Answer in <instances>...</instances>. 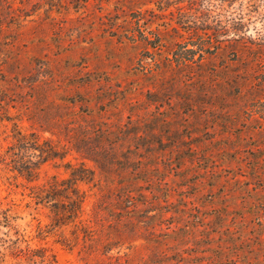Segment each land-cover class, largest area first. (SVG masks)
Wrapping results in <instances>:
<instances>
[{"label": "trees", "instance_id": "16d2710c", "mask_svg": "<svg viewBox=\"0 0 264 264\" xmlns=\"http://www.w3.org/2000/svg\"><path fill=\"white\" fill-rule=\"evenodd\" d=\"M27 1L0 0V123L11 122L14 139L0 153V163L33 182L39 178L42 163L55 158L64 161L65 177L53 174L42 183L27 186V196L36 205L47 206L50 212V222L46 228H39L38 233L45 232L47 236L58 232L56 241L70 251L78 248L86 264H102L98 262V254L122 247L130 251L108 255L115 260L105 264H227L226 259L235 258L237 255L226 246L236 242L220 241L219 251L209 252L201 250L198 243L201 239L195 232L202 225L198 219L204 220L207 210H214L212 217L217 218L225 215L226 208L229 210V204H216V194L225 187L221 197L228 196L230 180L245 185L244 194L248 197L264 193V169L259 165L264 152L258 156L251 149L253 146L258 152L264 149V73L260 68L264 65V39L247 36L239 17L217 19L196 28L178 21L181 28L188 29L189 37L196 40L189 43L191 47H187V41L175 40L168 47L160 39L162 31L157 27L158 35L152 34L149 26L159 18L158 10L166 6L165 1H154L153 9L147 5L148 0H127V4L123 3L126 0H114L113 9L107 12L113 34L147 50L151 48L155 54L165 52L164 59L178 69L193 65L203 68L212 47L213 55L236 57L232 65L214 64L206 75L185 80L188 87L182 90L183 99H180L187 111L177 114L183 118V127L176 126L170 131L167 117V122L159 123L163 129L151 124L147 107L140 108L132 100L131 88L135 86L131 82L119 91L121 95L125 93L122 100L129 112L127 120L105 119L107 124H100L94 118H68L72 108L54 104L47 88L34 79L30 66L33 58L26 60V51L18 42L6 39L9 34L6 32L18 26L17 20L21 22L32 14L24 11ZM68 2L79 9L88 0ZM178 2L173 0L174 4ZM48 4L50 10L62 5L60 0H50ZM122 15H125L123 19ZM123 21L128 23V28L123 29ZM202 40L208 41L207 47H203ZM239 64L243 66L240 69L236 68ZM148 70L154 76L160 75L153 67L149 66ZM163 84L154 92V98L148 97L152 96L151 91L146 92L147 101L160 104L171 100V96L166 99L168 87ZM241 98L249 101L246 120L257 122L258 132L254 130L255 134L248 136L244 127L240 131H234L235 128L232 133L211 135L209 122L217 124L218 119L221 126L228 125L230 116L236 115L229 101ZM191 103L200 110L195 119L186 121L193 115L194 109L188 107ZM24 120L34 128L32 131L23 129ZM153 122L156 124L157 120ZM195 126L203 130L181 132L184 127ZM32 150L39 151L38 160L31 159ZM72 152L80 157L79 161L65 160ZM189 167L195 169L185 173ZM202 183L207 186L202 187ZM92 196L94 200L87 209ZM243 204L244 208L254 206L251 201L248 205V199ZM9 211L10 208H1L5 223L0 219V225L10 228L4 232L6 239L0 245V261L11 256L15 260L13 264H54L55 258L44 247L19 244L26 240L12 225L15 216ZM227 226L219 227L229 229ZM11 229L14 235H9Z\"/></svg>", "mask_w": 264, "mask_h": 264}, {"label": "rangeland", "instance_id": "374dc122", "mask_svg": "<svg viewBox=\"0 0 264 264\" xmlns=\"http://www.w3.org/2000/svg\"><path fill=\"white\" fill-rule=\"evenodd\" d=\"M68 1L60 0L62 5L59 7L55 5L50 10L48 9L50 0H28L23 8L26 13L32 14L22 18L21 22L17 20L18 26L6 32L9 33L6 38L8 41L16 40L19 47L26 51V60H29V57L33 58L30 64L34 71L33 77L37 79L38 85L47 88L53 103L56 105L62 103L72 108L67 113L68 118L77 116H83L87 120L94 118L98 119L100 124H107L106 120L126 121L129 112L122 100L125 93L122 92L121 95L119 91L131 82L135 86L131 88L132 100L136 101L140 108L147 107L149 122L163 129L164 127L159 123L167 122L165 119L167 117L171 131L176 126L183 127V118L177 114L183 110L187 111L183 109L184 103L180 93L188 87L186 81L189 77L206 75L209 67L214 64L220 66L235 63L233 59L236 55L229 54L228 57L226 54L213 55L215 49L212 47L206 54V65L201 67L202 69L195 65L178 69L173 63L171 65L164 59L167 55L165 52L155 54L151 48L147 50L125 37L118 39L113 34L110 28L112 21L107 12L113 9L114 0L109 2L102 0L101 3L98 0H88L87 5L79 9L73 8ZM148 1L147 5L155 9L154 1L156 0ZM161 1H165L166 6L158 10L159 18L149 26L152 34L158 35V31H155L157 27L162 31L160 39L168 47L172 46L174 40L177 43L187 41V47H191L189 43L196 40L189 37L188 29L181 28L178 21H185L186 24H190L189 27L196 28L203 27L204 23H214L217 19L226 21L239 17L244 23L243 30L247 36L264 39V0H176L180 1L177 4H174L173 0ZM168 2L171 5L168 6ZM123 3L127 4L128 1H123ZM18 5L21 4L18 3ZM23 13V11L19 12V14ZM124 16L122 15L121 19ZM122 26H124L123 29L128 28V23L123 21ZM172 26L178 27V30L171 29ZM201 43L204 48L208 46L207 40H202ZM175 49L179 50V48ZM149 66L159 70L160 75L154 76L152 72L150 73ZM242 67L239 64L236 68ZM260 68L264 73V65ZM162 83H164L163 86L168 87L166 99L171 96V100H165L160 104L147 101L146 92L151 91L153 94L148 97L154 98ZM229 104L230 109L236 115L230 116L231 122H228V125L221 126L222 123L220 124L217 118L214 119V121L216 119L219 121L217 124L209 122L211 135L219 136L228 131L232 133L235 128L234 131H240L244 127L247 130L245 134L248 136L255 134L257 122L246 120L249 116L245 113V109L249 108V101L246 98L234 99L230 100ZM193 105L188 106L189 109L194 110L193 115L186 121L195 119V114L199 113L200 107L196 110ZM154 120H157L156 124ZM22 124L27 132L34 129L26 120ZM201 130L203 128L197 126L192 129L184 127L181 132L186 134ZM44 135L49 136V133L45 132ZM13 140L11 122H1L0 153H4ZM249 142L254 143L253 140ZM251 149L258 156L264 152V149L256 151L254 146ZM38 154V150H32L31 159L38 160L40 158ZM68 159L77 162L80 157L72 152L66 156L65 160ZM86 163L92 165L89 161ZM259 165L264 169V160L259 159ZM192 169L195 168L189 167L185 173ZM243 169L245 168L241 170ZM53 174L59 177L67 175L64 161L59 158L42 163L39 178L33 182L17 176L16 172L10 171L0 163L1 223H5L1 208H10L9 212L15 216L12 225L19 229L20 235L26 240V242L19 241L22 247H25L27 243L33 247H44L46 252L55 258L54 264H86L80 258L78 248L70 251L56 241L60 235L58 232L47 236L44 235L45 232L38 233L39 228H46L50 222V212L47 206L36 205L27 196L29 191L27 186L42 183ZM191 179H194V176ZM233 181L230 180L227 185L228 196L221 197V191H225V187L216 194L218 196L217 205H230L229 210L226 208L225 215L221 218L212 217L215 211L207 210L208 214L205 219H198L202 224L195 232L201 239L198 243L201 245V250L212 252L219 251L217 244L220 241L236 242L234 245L226 246L237 255L232 260L229 259L230 257L226 259L227 264H264V193L248 197L244 194V191H247L245 185ZM206 186V183H202V187ZM252 186L253 184H250V187ZM254 198L258 200L254 201ZM245 199H248V205L250 201L254 202V206L244 208L242 205H245L243 204ZM93 200V196L89 198L86 204L87 209ZM220 225L221 227L228 225L229 229L222 230ZM9 228L0 225V245L3 244V239H6L4 232ZM13 233L14 229H11L9 235H14ZM129 251L128 248L122 247L107 254H98V262L105 264L107 261L115 260L113 256L124 255ZM111 254L113 256L108 258L107 256ZM14 262L11 256H6L5 261H0V264H13Z\"/></svg>", "mask_w": 264, "mask_h": 264}]
</instances>
